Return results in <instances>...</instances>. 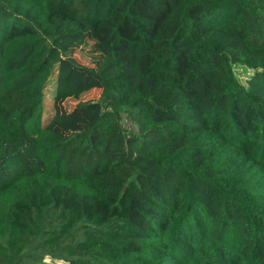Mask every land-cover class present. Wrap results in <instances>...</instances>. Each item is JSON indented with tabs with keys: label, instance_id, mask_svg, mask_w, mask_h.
<instances>
[{
	"label": "trees",
	"instance_id": "1",
	"mask_svg": "<svg viewBox=\"0 0 264 264\" xmlns=\"http://www.w3.org/2000/svg\"><path fill=\"white\" fill-rule=\"evenodd\" d=\"M87 27L95 69L72 57ZM52 76L100 96L43 120ZM29 246L264 264V0H0V264Z\"/></svg>",
	"mask_w": 264,
	"mask_h": 264
},
{
	"label": "rangeland",
	"instance_id": "2",
	"mask_svg": "<svg viewBox=\"0 0 264 264\" xmlns=\"http://www.w3.org/2000/svg\"><path fill=\"white\" fill-rule=\"evenodd\" d=\"M72 57L81 65L91 68H97L100 64L103 54L99 48V42L91 27L83 30L79 39L72 45ZM239 80H244L245 74L243 70H235ZM53 76L46 84L45 97L40 106L41 117L44 120L51 113H65L69 111L77 102L85 100H94L100 96V89L93 88L81 94L68 95L60 98H53L51 92L53 90ZM122 125L126 129H136V124L131 122L124 114H122ZM50 128L61 135H67L71 130L61 127L56 123H51ZM80 225H76L72 231L71 238L79 235ZM71 238H68L69 241ZM72 259L78 260L76 257H68L63 255L58 248H37L29 246L24 249L19 259L14 264H69Z\"/></svg>",
	"mask_w": 264,
	"mask_h": 264
}]
</instances>
